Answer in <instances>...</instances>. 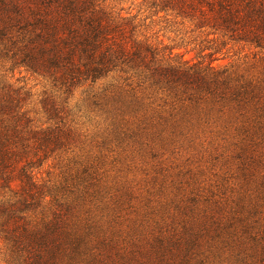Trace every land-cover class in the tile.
<instances>
[{"label": "rangeland", "instance_id": "374dc122", "mask_svg": "<svg viewBox=\"0 0 264 264\" xmlns=\"http://www.w3.org/2000/svg\"><path fill=\"white\" fill-rule=\"evenodd\" d=\"M107 1L172 63L227 71L243 95L177 97L124 73L67 91L0 49V102L71 130L34 169L67 235L53 264H264V52L157 14V0ZM0 264H16L1 235Z\"/></svg>", "mask_w": 264, "mask_h": 264}, {"label": "trees", "instance_id": "16d2710c", "mask_svg": "<svg viewBox=\"0 0 264 264\" xmlns=\"http://www.w3.org/2000/svg\"><path fill=\"white\" fill-rule=\"evenodd\" d=\"M153 8L214 39L264 52V0H157ZM0 49L16 65L67 91L124 73L177 97L196 92L240 102L243 95V87L231 94L227 71L174 64L173 52L166 58L139 40L134 20L116 15L107 0H0ZM18 102H0V235L16 264H53L67 235L60 212L44 210L48 195V204L59 206L34 169L66 146L71 130L58 124L35 128ZM47 113L50 121L58 119L52 108Z\"/></svg>", "mask_w": 264, "mask_h": 264}]
</instances>
